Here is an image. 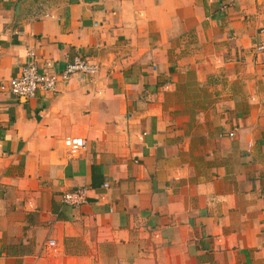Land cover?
<instances>
[{"label":"crops","instance_id":"obj_1","mask_svg":"<svg viewBox=\"0 0 264 264\" xmlns=\"http://www.w3.org/2000/svg\"><path fill=\"white\" fill-rule=\"evenodd\" d=\"M263 38L264 0H0V86L99 65L0 88V264H264Z\"/></svg>","mask_w":264,"mask_h":264},{"label":"built area","instance_id":"obj_2","mask_svg":"<svg viewBox=\"0 0 264 264\" xmlns=\"http://www.w3.org/2000/svg\"><path fill=\"white\" fill-rule=\"evenodd\" d=\"M256 49L264 51V38L257 43ZM28 55V60L22 65L19 74L10 78L7 84H1V90H8L18 97H33L38 90L55 91L56 83L60 77L66 79L75 73L94 76L99 70L97 63L76 56L59 71H40L34 54L30 52ZM45 66L52 68L49 61L45 62ZM228 135L233 136L234 133L229 132ZM64 144L71 153H74L79 149H85L86 140L80 137H68L64 140ZM104 186L107 187L108 183H104ZM86 197L87 188L80 187L63 192L61 200L64 204L75 205L85 202ZM46 244L49 247H55L56 241L49 238Z\"/></svg>","mask_w":264,"mask_h":264}]
</instances>
